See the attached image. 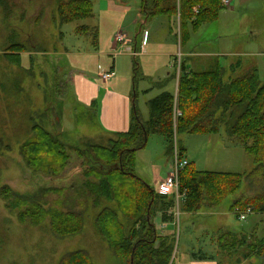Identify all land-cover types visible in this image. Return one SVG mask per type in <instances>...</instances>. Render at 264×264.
Returning a JSON list of instances; mask_svg holds the SVG:
<instances>
[{
	"label": "rangeland",
	"instance_id": "1",
	"mask_svg": "<svg viewBox=\"0 0 264 264\" xmlns=\"http://www.w3.org/2000/svg\"><path fill=\"white\" fill-rule=\"evenodd\" d=\"M92 1L94 16L69 24H61L57 0H4V6L0 4V194L8 186L17 193L35 195L48 208L61 206L64 210L82 211L86 218L82 233L60 239L52 232L49 221L41 226L21 224L17 213L8 210L0 196V224L8 237L0 251V264H58L67 253L76 250L87 251L95 264H116L108 244L95 229L100 209L94 207L91 198L77 194L76 189L84 182L87 165L78 156V149L84 151L85 144H106L109 138L116 137L104 128L101 119L107 89L119 92V85L132 86L135 75L139 100L136 106L140 118L147 122L151 99L163 91L176 94L177 79L162 87L155 82L163 79L171 64L181 58L193 71L208 70L219 62L225 68L227 81L254 67L264 79V0H224L219 18L196 31L190 28L187 43L180 40L178 19L173 21V31L168 17L144 20L140 0ZM120 29L122 32L117 34ZM141 29L149 38L143 42L141 55L133 59V51L125 46L127 42L134 46L136 38L140 44ZM14 43H26L28 47L20 53L21 67L12 65L5 57L6 48ZM146 47L148 53L157 55L144 56ZM115 55H121L116 61L117 77L109 84L99 74L109 69ZM238 61L241 66L234 72L231 66ZM81 74L104 90L97 95L94 106L76 96L72 78ZM35 123L59 135L67 145L69 164L58 177L32 171L20 154V147L31 136ZM200 136L178 135L172 156L167 152L165 137L150 136L146 148L137 152V176L158 190L154 178L165 179L169 164L171 174L173 164L176 166L175 151L180 160H188V165L193 163L202 171L246 174L255 167L253 158L237 138L215 136L216 143L207 148L208 139ZM180 146L186 149L184 157L180 156ZM47 188L67 190L60 195L43 192ZM247 192L246 184L239 194L226 198L218 210L185 213L180 202L174 212L175 224L165 223L158 213L155 225L159 234L176 233L175 264H264V259H242V249L231 256L213 241L218 232L228 231L238 242L245 236L251 242V235L264 239V214L249 213L242 220L231 212L234 200ZM173 193L176 197L177 188ZM75 197L78 199L74 200ZM106 205L114 204L105 202Z\"/></svg>",
	"mask_w": 264,
	"mask_h": 264
},
{
	"label": "trees",
	"instance_id": "2",
	"mask_svg": "<svg viewBox=\"0 0 264 264\" xmlns=\"http://www.w3.org/2000/svg\"><path fill=\"white\" fill-rule=\"evenodd\" d=\"M223 1L140 0V14L149 21L168 17L171 31L173 21L178 19L180 40L187 43L190 28L196 31L219 18ZM0 4L4 6V0H0ZM56 4L61 24L94 16L92 0H57ZM26 43H14L6 48L5 57L12 65L21 67L20 53L26 52ZM240 66L238 61L231 70L235 72ZM171 79H177V94L164 91L151 99L147 122L140 118L138 108L134 107L129 131L118 133L116 139H110L106 144H85L86 150L78 149V156L87 165L83 172L84 182L76 188L77 194L91 198L94 207L100 209L95 218V229L108 244L116 264H175L176 233L160 235L155 217L160 213L162 221L175 224L176 199L160 194L136 174L137 152L146 148L152 135L166 138L170 156L180 134L212 136L223 131L229 137L237 138L244 151L253 158L255 167L246 174H231L198 170L190 163L179 176L180 192L184 196L182 212L218 210L226 198L236 196L247 184L248 192L234 200L231 212L236 213L238 208L239 213L250 209L251 214H264V79L258 68L227 81L225 68L219 62L208 70L193 71L188 70L181 58L174 62L173 74L168 80ZM178 109L181 115L175 118ZM30 133L20 147L27 167L36 173L60 176L70 160L66 143L38 123L31 126ZM179 152L184 157L186 149L180 146ZM66 190L47 188L43 192L64 195ZM0 196L6 202V208L17 213L21 224L41 226L49 221L52 232L60 239L83 231L86 218L82 211L64 210L61 206L48 208L35 195L20 194L8 186ZM105 202L114 205L104 206ZM81 206L86 204L81 203ZM175 230L177 232V228ZM218 233L213 241L221 251L234 256L242 249V259L263 261L264 239L251 235V242L246 236L238 242L231 231ZM7 238L0 224V251ZM231 238L233 241L227 240ZM58 264L95 263L87 251L76 250L67 253Z\"/></svg>",
	"mask_w": 264,
	"mask_h": 264
},
{
	"label": "crops",
	"instance_id": "3",
	"mask_svg": "<svg viewBox=\"0 0 264 264\" xmlns=\"http://www.w3.org/2000/svg\"><path fill=\"white\" fill-rule=\"evenodd\" d=\"M126 11L127 10H125V12ZM144 24L146 25V23H144ZM120 32H122L121 29L117 32V34ZM140 32H141L140 37L142 35V39H141L140 44L138 43V40H137L138 38H136L134 46H130V45L128 46V42H127V47L125 46V48L127 50L129 47L132 51H138V53H139L138 56L141 55L140 51L142 50L144 36H145L142 34L143 29H141ZM117 34H116V36H117ZM147 37H148V35H147ZM116 41H117V39L115 37L114 43H113L114 50H115ZM148 41H149V39H148ZM147 47H148V45H147ZM147 47H146V52L144 53L145 54L144 56H146V55L156 56L157 55L156 53H152V52L148 53ZM123 48L124 47H122V50H124ZM125 54H128V53H125ZM116 56L117 55H115V60L113 61L112 65L109 66V69H108V70H112L114 73V77L112 79L117 77V72H116L117 62H118L117 60H118V58L120 60L121 55H119V57H116ZM124 57H128V56H124ZM132 58L135 59L136 57L135 58L132 57ZM173 65H174V63L171 64L170 70L165 74V77L163 79H160L158 82H155L156 86L162 87L166 83H168L169 77H171V75L173 74ZM72 81H73V86L75 88L76 96L79 99L85 101V103H87L88 105L94 106L96 104L95 99H96L97 95L100 94L101 92H104V90L95 81L91 80V78H89L86 75L84 76L81 74V75H78L77 77H73ZM110 81L112 82V80H110ZM111 82L109 84H111ZM117 84L118 83H115L114 85H117ZM160 84H162V85H160ZM136 88H137V84L134 83V77H132V86L131 85H129V86L119 85V92H115V89L113 90L114 92L109 91V89H107V92H104L105 96L103 99V110H102V116H101L102 124H103L105 129H107L108 131H110L111 133L116 135L115 138H109V139H116L118 133L129 131V129L131 127L133 108L137 107L136 104L139 101ZM177 91L178 90L176 89V92H175L176 94H177ZM215 136H218L220 138L229 137L223 131L219 135H212V136L202 135L200 137H204V138L208 139V141H207V148H208L209 145L216 143V141H214L215 139H213ZM166 169H169V171L165 172L166 173L165 177H167L170 174V170H171L170 164L167 166ZM160 181H162L161 178H159V177L154 178V182L157 183V187H158ZM167 229H168V227H167ZM192 264H215V263L204 261V262H193Z\"/></svg>",
	"mask_w": 264,
	"mask_h": 264
},
{
	"label": "built area",
	"instance_id": "4",
	"mask_svg": "<svg viewBox=\"0 0 264 264\" xmlns=\"http://www.w3.org/2000/svg\"><path fill=\"white\" fill-rule=\"evenodd\" d=\"M147 33L144 36V40L146 42L147 40ZM118 39L121 38L119 37ZM144 42V41H143ZM124 49V48H123ZM139 55L138 51H133L132 56L133 57H137ZM114 77V73L112 70H101L100 74H99V78L102 79L104 82L108 83L110 80H112V78ZM176 112V117L177 118L180 114V112L175 111ZM173 161H176V166H174L173 164V169L171 174H169L165 179H163L162 181H160L159 185H158V191L160 194L164 195V196H174V189L177 188V195L175 197L177 205L180 204L183 194L180 192V186H179V176H180V172L188 165V160H180L179 156H178V152L175 151L174 157H173ZM236 213L239 214V217L244 220L246 214L250 213V209L247 210V212L244 213H239L240 209H236Z\"/></svg>",
	"mask_w": 264,
	"mask_h": 264
}]
</instances>
